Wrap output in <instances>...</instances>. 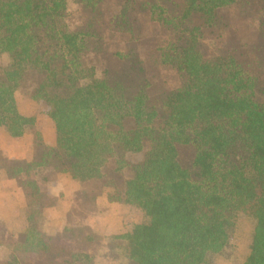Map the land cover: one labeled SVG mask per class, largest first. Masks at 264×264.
<instances>
[{"label":"trees","instance_id":"obj_1","mask_svg":"<svg viewBox=\"0 0 264 264\" xmlns=\"http://www.w3.org/2000/svg\"><path fill=\"white\" fill-rule=\"evenodd\" d=\"M81 2L93 19L72 30L68 0H0V54L10 57L0 67V128L15 139L34 128L36 118L22 115L16 98L30 89L32 100L50 105L57 132L56 148L40 161H5L29 213L27 230L0 264H24L30 255L41 264H204L228 246L236 210L251 198L258 200L256 227L244 264H264V62L252 65L246 54H222L204 41L259 5ZM155 26L168 36L155 35ZM259 27L264 41V13ZM92 41H110L129 68L89 65ZM148 67H171L182 87L152 98ZM57 159L75 180L105 182L113 199L141 209L144 221L111 237H83L68 227L66 237H56L35 174Z\"/></svg>","mask_w":264,"mask_h":264},{"label":"crops","instance_id":"obj_2","mask_svg":"<svg viewBox=\"0 0 264 264\" xmlns=\"http://www.w3.org/2000/svg\"><path fill=\"white\" fill-rule=\"evenodd\" d=\"M69 1L73 4V1L78 0ZM78 7H82L81 4L78 3ZM78 13L88 19L85 11ZM7 56L0 54V67L5 66L1 57ZM8 58L10 59L9 56ZM30 103L26 101L29 108H24L21 102L18 103L22 115L36 118L34 128L28 129L24 137L12 138L6 129L0 128V262L10 259L15 236L24 233L28 228L29 213L24 190L19 181L8 176L4 169L5 161H15L21 165L34 163L40 161L48 150L57 146L55 123L38 116L39 106L43 103ZM58 162L60 159L39 169L35 174L43 195L42 212L55 226L56 237H66L67 227L75 228V232L83 237L90 233L112 236L129 231L131 227L128 212L132 209L113 199L112 187L105 185L103 181L84 183L75 180L71 174L59 171ZM226 251L227 248L219 254L225 256ZM223 259L221 256L216 257L217 264H226L221 263ZM24 264L41 262L30 255Z\"/></svg>","mask_w":264,"mask_h":264},{"label":"rangeland","instance_id":"obj_3","mask_svg":"<svg viewBox=\"0 0 264 264\" xmlns=\"http://www.w3.org/2000/svg\"><path fill=\"white\" fill-rule=\"evenodd\" d=\"M249 1L252 3L253 8L259 5V7L261 8L260 11H253L252 14H245L240 17H237L236 19H234V22L232 23L229 29L222 33L208 34L205 36L204 41L209 46L216 45L218 47V51L222 54L230 53V51L231 54L237 53L238 57H240V54H246V56H243L246 62L252 63V65H257L260 62H264V41L262 39L261 30L259 27L260 15L264 13V2L262 0ZM78 3L83 6L82 2L79 0L73 1V4L69 1L70 16L68 18V25L72 30L87 26L88 23L91 22L93 19L92 11L86 10L84 9V7H78ZM81 10L82 12L85 11L86 13H88L87 20L83 17L82 14L78 13ZM154 32L155 35H158L159 37H165L169 34L166 29L159 26H155ZM112 49L113 47L110 41H106L105 44L97 43L96 41L90 42L89 49L86 54L87 63L89 65L97 64L99 69H101V66L103 64L107 68L109 67L114 71H116L117 68L120 69L121 66H123V68H129V63H123L113 56ZM1 62L5 65L3 67L6 68L10 64V59L8 58V56L4 58L1 57ZM146 77L151 81V84L153 86L150 91V96L154 99L163 97L164 93H168L182 87V80L179 74L171 67H148L146 71ZM33 79L34 78L30 77L27 81H32ZM30 95V89L19 90L17 94L18 103L21 102V105H23L24 108H29L26 105V101L31 102L30 104L32 105H34L35 103L40 104L39 102H35L34 100H32ZM41 103L43 104L39 106L40 111H38V116H40L41 119H47L46 121H51L52 119L49 117L48 114V109H50V105L45 102ZM142 156L143 154L138 156H130L129 161L133 163L138 162L140 161ZM190 156L191 153H188V156L184 155L183 161H186L187 157L190 159ZM114 167L115 166H113L112 168ZM125 175L126 177H129L131 174L130 172H127ZM257 204V198H251L247 200L240 209L236 210L235 224L233 230L230 233V242L226 247V255L224 256L220 254H211L206 258L204 264H217L218 262L216 261V257L219 256L224 258V261L221 263H245V261L251 254L253 235L256 227V220L254 215L255 210L258 206ZM126 206L132 209H130L131 211L128 212L130 214L129 227L141 224L144 221V214L142 210L134 206ZM99 236L111 237L103 235ZM98 264L109 263L106 262V260L101 259L99 260Z\"/></svg>","mask_w":264,"mask_h":264}]
</instances>
